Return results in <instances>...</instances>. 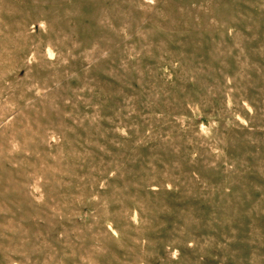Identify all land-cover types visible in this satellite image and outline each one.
Listing matches in <instances>:
<instances>
[{
    "label": "rangeland",
    "instance_id": "rangeland-1",
    "mask_svg": "<svg viewBox=\"0 0 264 264\" xmlns=\"http://www.w3.org/2000/svg\"><path fill=\"white\" fill-rule=\"evenodd\" d=\"M0 264H264V0H0Z\"/></svg>",
    "mask_w": 264,
    "mask_h": 264
}]
</instances>
